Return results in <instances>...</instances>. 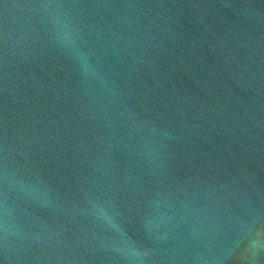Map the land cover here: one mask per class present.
Wrapping results in <instances>:
<instances>
[{
  "label": "water",
  "instance_id": "1",
  "mask_svg": "<svg viewBox=\"0 0 264 264\" xmlns=\"http://www.w3.org/2000/svg\"><path fill=\"white\" fill-rule=\"evenodd\" d=\"M0 264H264V0H0Z\"/></svg>",
  "mask_w": 264,
  "mask_h": 264
}]
</instances>
